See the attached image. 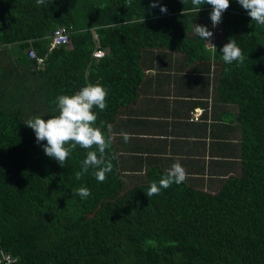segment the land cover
I'll return each instance as SVG.
<instances>
[{
  "label": "trees",
  "instance_id": "16d2710c",
  "mask_svg": "<svg viewBox=\"0 0 264 264\" xmlns=\"http://www.w3.org/2000/svg\"><path fill=\"white\" fill-rule=\"evenodd\" d=\"M155 2L0 0V251L16 264H264V26L231 0L217 37L211 5L197 11L191 0ZM197 24L213 32L212 41L196 34ZM63 27L73 43L54 45ZM231 38L243 64L222 59ZM98 49L103 57H94ZM164 67L198 84L207 95L199 100L201 120L225 122L237 140L224 144L239 170L213 191L200 181L203 164L182 184L146 195L169 168L156 162L155 137H145L158 124L137 104L156 78L146 70ZM87 83L109 93L106 110L96 109L97 124L104 121L105 132L111 124L114 136L106 153L115 156L113 171L102 183L94 168L76 178L86 149L77 146L61 166L25 124L57 115V97ZM82 186L91 191L86 199L73 194Z\"/></svg>",
  "mask_w": 264,
  "mask_h": 264
},
{
  "label": "clouds",
  "instance_id": "9594fccd",
  "mask_svg": "<svg viewBox=\"0 0 264 264\" xmlns=\"http://www.w3.org/2000/svg\"><path fill=\"white\" fill-rule=\"evenodd\" d=\"M184 3V0H182ZM195 10L200 11L201 5L207 3L212 6L210 19L213 27L222 22L224 12L230 7L231 0H191ZM244 10L247 11L252 21L264 26V0H237ZM45 0H36L37 6L43 5ZM130 4L131 0H127ZM157 7L153 0L151 5ZM162 13H167V7L160 8ZM195 32L204 40L212 41L213 32L207 26L197 24ZM213 45V44H212ZM214 46V45H213ZM215 47V46H214ZM223 61L231 65L233 62L243 64L246 57L243 50L237 45L235 39H230L224 44L222 50ZM108 89L100 83H87L74 94H63L57 97L58 114L48 119L35 116L29 119L25 124L34 130L36 141H46L43 150L47 156L56 160L61 166H64L68 158L72 155L74 149L79 146L87 150L86 158L82 161V171L76 173L79 180L89 168H94V176L98 182H104L107 174L113 171L112 160L115 156L109 158L107 150L111 148L114 142L112 135V125L97 121L99 119L96 109L104 111L107 108ZM125 142L130 139L129 133H121ZM187 170L177 161L172 164L169 170L159 179L153 181L148 188L146 195L150 198L159 195L162 189H167L173 184L180 185L187 179ZM74 195L81 198H87L91 191L87 187H80L75 190Z\"/></svg>",
  "mask_w": 264,
  "mask_h": 264
},
{
  "label": "crops",
  "instance_id": "0c3cea01",
  "mask_svg": "<svg viewBox=\"0 0 264 264\" xmlns=\"http://www.w3.org/2000/svg\"><path fill=\"white\" fill-rule=\"evenodd\" d=\"M172 57L173 59L176 57L177 60L182 59L176 52ZM157 71L156 68L146 70L150 75L157 73L156 78L144 86L147 93L141 92L140 102L137 104V106L141 105L139 109L147 115H153L150 116L153 118L149 119H153L158 124V129L155 128L158 132L154 134L145 132V137H155L152 141V153L156 157V162L170 168L173 163L183 158L180 163L190 175L204 164L205 170L201 171L200 181L205 188L216 182L210 178H225L234 173L235 168L233 169L232 166L236 162H232L231 148L224 143L228 139L232 142L237 140L232 139L235 137H232L230 128L225 126V122L220 121L216 126L205 125L204 120H201L203 108L200 107L199 100L207 97L203 94L202 88L198 84L184 82L183 79L176 80V68L164 67ZM195 103L199 104L195 105ZM219 108L223 112L227 109V105L222 104ZM180 117L195 118V122L181 124L183 119ZM198 121L202 122L201 130H197ZM199 137L203 141H198ZM198 155H203L202 159L194 161Z\"/></svg>",
  "mask_w": 264,
  "mask_h": 264
},
{
  "label": "built area",
  "instance_id": "2783aa9c",
  "mask_svg": "<svg viewBox=\"0 0 264 264\" xmlns=\"http://www.w3.org/2000/svg\"><path fill=\"white\" fill-rule=\"evenodd\" d=\"M70 42H71V38L66 28L63 27L55 30L53 35L54 45H60L65 43L69 44ZM28 54L30 55L31 58H35L39 64L42 63L43 58L37 54L35 48L31 47V49L28 51ZM93 55L96 58H100L105 55V52L101 49H98L94 51ZM17 260L18 258L13 254L5 250L0 251V264H16Z\"/></svg>",
  "mask_w": 264,
  "mask_h": 264
},
{
  "label": "rangeland",
  "instance_id": "374dc122",
  "mask_svg": "<svg viewBox=\"0 0 264 264\" xmlns=\"http://www.w3.org/2000/svg\"><path fill=\"white\" fill-rule=\"evenodd\" d=\"M216 33H217V37L219 36V37H221V32H220V27L219 26H217V28H216ZM73 41V40H72ZM73 42H71V44H72ZM237 168H235L234 169V172H238V168H239V165L238 166H236ZM219 178H210V180H218ZM208 189H210V190H215L216 189V187H215V185H210V186H208L207 187Z\"/></svg>",
  "mask_w": 264,
  "mask_h": 264
}]
</instances>
